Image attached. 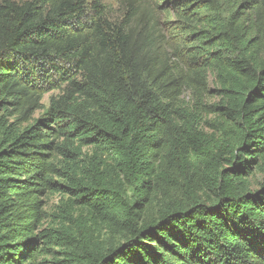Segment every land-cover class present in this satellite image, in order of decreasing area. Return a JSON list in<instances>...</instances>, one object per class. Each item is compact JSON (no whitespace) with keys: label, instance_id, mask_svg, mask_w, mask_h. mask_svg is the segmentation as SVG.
Listing matches in <instances>:
<instances>
[{"label":"trees","instance_id":"1","mask_svg":"<svg viewBox=\"0 0 264 264\" xmlns=\"http://www.w3.org/2000/svg\"><path fill=\"white\" fill-rule=\"evenodd\" d=\"M54 193L79 212L39 231ZM40 241L71 264H264V0H0V264Z\"/></svg>","mask_w":264,"mask_h":264},{"label":"rangeland","instance_id":"2","mask_svg":"<svg viewBox=\"0 0 264 264\" xmlns=\"http://www.w3.org/2000/svg\"><path fill=\"white\" fill-rule=\"evenodd\" d=\"M157 1H162V0H157ZM106 5L109 6L110 8V14L113 19H117L121 15V9L118 7V4L115 1H106ZM209 87L210 89L213 88L212 85V79L209 78ZM59 94L58 91H51L44 95L41 104L43 106V110L36 112L33 115V119H37L40 116L44 114V112L47 111L49 107V102L52 97H55ZM187 100V98H186ZM217 99L213 98L211 99V102H215ZM200 129L202 130L203 133L217 137L219 134L216 131V126L214 124V118L212 116H209L204 119L203 123L201 124ZM260 182V175H255L251 179V188L252 189H257V184ZM45 207L43 208L44 212V219L41 223V226L39 228V231L42 230H59L60 228V219L59 216L62 215V211L67 210L70 206L69 202V196L63 195L60 193H54L52 195H49L46 200H45ZM70 209V208H69ZM71 213H74V217L77 216L78 210L76 209H70ZM98 236L101 238V240H108L110 239V233L108 230L104 227L99 228V232L97 233ZM43 241H40V246L39 248L42 249L40 253H37L36 255V261L34 264H71L66 261L67 256L63 254L64 248L56 247L53 244H44Z\"/></svg>","mask_w":264,"mask_h":264}]
</instances>
